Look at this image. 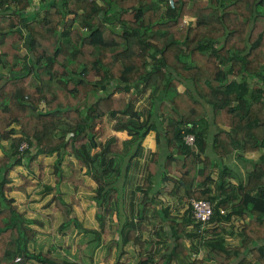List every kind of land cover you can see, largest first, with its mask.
Returning a JSON list of instances; mask_svg holds the SVG:
<instances>
[{
	"label": "trees",
	"instance_id": "obj_1",
	"mask_svg": "<svg viewBox=\"0 0 264 264\" xmlns=\"http://www.w3.org/2000/svg\"><path fill=\"white\" fill-rule=\"evenodd\" d=\"M0 148V264L94 263L102 246L108 264H264V0H0ZM40 155L55 157L54 236L88 239L82 259L33 250L44 220L9 196ZM78 176L99 228L60 195ZM192 199L212 204L203 229Z\"/></svg>",
	"mask_w": 264,
	"mask_h": 264
},
{
	"label": "rangeland",
	"instance_id": "obj_2",
	"mask_svg": "<svg viewBox=\"0 0 264 264\" xmlns=\"http://www.w3.org/2000/svg\"><path fill=\"white\" fill-rule=\"evenodd\" d=\"M190 19V18H187ZM180 91L184 89L183 86L179 87ZM142 100L140 103H137L138 107L145 104L146 100L144 98H141ZM18 128L17 124H13L11 126L10 130L14 134L16 129ZM15 135V134H14ZM19 135V134H18ZM15 135V136H18ZM125 133H121V136H125ZM20 136V135H19ZM6 144L8 141L5 142ZM4 143V144H5ZM155 148V141L154 139L151 140L150 144L147 147V150H154ZM0 155H3L2 149L0 148ZM233 158H230L229 162ZM28 160V159H27ZM55 157L49 158L44 157L42 155L38 156V158L23 163V165H19L16 168H14L11 171V178L13 181L11 182V186H23L27 182L28 187L24 190L18 187L19 189H13L9 192V196L14 197L16 199V204L20 207L21 211L26 212L29 217L36 218V219H43L44 220V226L35 225L36 228H39L40 234L38 235L37 242L34 244V249L37 251L39 247H43L45 250L48 249L54 242L58 246V252L60 255H69L70 257H76V255L79 258H83V254L85 255L84 250L86 251V240L82 242V235L78 234L77 231L72 230L73 227H71L66 233L65 236H62L61 238H58L57 236H54V234L58 235L60 234L57 230L58 226L61 224L62 216L59 213L56 204L53 203V205L49 206L48 208H44L46 204L49 203V198L53 194L56 195L55 192V185H56V179L53 174V167L52 164L54 163ZM247 161L250 166L253 164L254 160H245ZM45 162L44 169L41 168V163ZM68 162V159H67ZM231 163V162H230ZM66 164V163H65ZM234 167L237 168V160L233 159V162L231 163ZM244 166L243 163L238 162V165ZM242 168V167H241ZM44 170V172H43ZM42 174H44L42 176ZM68 175H71V169L69 167ZM40 175L42 176V179L40 178ZM84 178L85 179V185L81 186L79 191L75 192L74 186L72 182L63 181L60 186L64 192L63 197L65 200L72 201L75 204V212L77 216L83 220L84 226L88 228H99L98 222L95 219V212L97 211V203L93 198L94 191L92 187L95 186V183L93 180H91L88 177L85 176H78V179ZM168 185H164V191L165 193H160V198L165 201V203H169L172 206V212L173 215L176 217H182L183 213L185 212L187 208V204L185 203H177V197L167 195V191L170 190L172 187V183H167ZM61 216V218H60ZM55 218V219H54ZM113 221L110 219H106V227L111 225V222L113 223L112 232L115 231L117 227V221L116 217H113ZM152 228V225L150 226ZM72 232V235L70 233ZM150 231L146 232V235ZM117 234L113 233L111 235V238L116 237ZM103 238L105 236L103 235ZM109 241L112 239L110 237H107ZM78 242H81L78 244ZM231 242H235V240L232 239ZM84 243V244H83ZM186 243L189 245L190 240H186ZM108 244V243H107ZM139 244H132L129 245V250L131 251V255H134L139 251ZM105 248L106 247H98L96 249V254L94 255V263L91 262L88 256L85 255L84 260H86V264H108L113 258H110L106 260V254H105ZM114 252V250H113ZM201 252V255L202 256ZM114 257V256H113ZM108 262V263H107Z\"/></svg>",
	"mask_w": 264,
	"mask_h": 264
},
{
	"label": "built area",
	"instance_id": "obj_3",
	"mask_svg": "<svg viewBox=\"0 0 264 264\" xmlns=\"http://www.w3.org/2000/svg\"><path fill=\"white\" fill-rule=\"evenodd\" d=\"M186 142L188 144H193L195 141V137L192 134L185 136ZM27 144H23V147H26ZM192 206H193V215L196 219V222L201 223V229H203L207 223L211 220L212 214H213V207L212 204L209 201L206 200H191ZM222 213H224V210H222Z\"/></svg>",
	"mask_w": 264,
	"mask_h": 264
},
{
	"label": "crops",
	"instance_id": "obj_4",
	"mask_svg": "<svg viewBox=\"0 0 264 264\" xmlns=\"http://www.w3.org/2000/svg\"><path fill=\"white\" fill-rule=\"evenodd\" d=\"M155 147H156V143H155ZM155 149V148H154ZM248 157H250V159H254L257 160L259 158V153L255 152V153H250L248 154ZM52 158V157H49Z\"/></svg>",
	"mask_w": 264,
	"mask_h": 264
},
{
	"label": "water",
	"instance_id": "obj_5",
	"mask_svg": "<svg viewBox=\"0 0 264 264\" xmlns=\"http://www.w3.org/2000/svg\"><path fill=\"white\" fill-rule=\"evenodd\" d=\"M175 157H177V159H184L185 157H184V155H175ZM22 263H23V259H22Z\"/></svg>",
	"mask_w": 264,
	"mask_h": 264
}]
</instances>
